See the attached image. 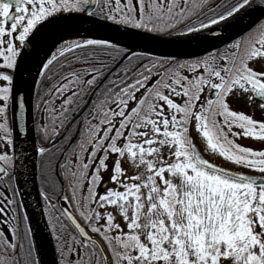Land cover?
Instances as JSON below:
<instances>
[{
	"label": "snow or ice",
	"instance_id": "obj_1",
	"mask_svg": "<svg viewBox=\"0 0 264 264\" xmlns=\"http://www.w3.org/2000/svg\"><path fill=\"white\" fill-rule=\"evenodd\" d=\"M252 12L264 16V0H0V146L14 149L17 124L26 133L21 66L49 28L95 18L144 39L191 44ZM39 63L36 83H49L35 108L51 148L36 151L50 155L56 183L62 178L71 193L63 200L72 210L63 208L54 228L55 264H264V116L234 107L264 113V19L202 55L61 38ZM193 128L234 168L205 158ZM13 159L0 152V179ZM14 203L0 192V222L11 233L0 229V264H40L34 244L25 252L18 243Z\"/></svg>",
	"mask_w": 264,
	"mask_h": 264
},
{
	"label": "water",
	"instance_id": "obj_2",
	"mask_svg": "<svg viewBox=\"0 0 264 264\" xmlns=\"http://www.w3.org/2000/svg\"><path fill=\"white\" fill-rule=\"evenodd\" d=\"M264 16H261L259 12H253L249 18H247L243 23H241L236 28L232 29L228 33L217 37L207 43H204L200 46H195L188 49H181L168 41L169 38H159V39H144L139 36L132 35L128 30L122 28L118 29L117 26L112 25L106 21H100L99 19L93 18V21L87 19L80 25H87L94 29L100 30L110 36L117 38L118 40H113L120 42L129 46L139 48L144 51H149L150 53L157 56H167L174 55L178 58H183L189 54L202 55L203 51L209 50L212 48H220L226 44H229L250 28H252L256 23H258ZM50 29V28H49ZM47 31V30H46ZM45 31V32H46ZM40 37H42L44 34ZM36 43V41H35ZM34 43V44H35ZM33 45H29L27 51H31ZM28 62V59L21 66V77L24 79L25 65ZM27 115V114H26ZM30 115V110H29ZM13 138L15 142L14 149L12 148L13 159V175L15 177V182L19 195L23 202V206L31 227L33 239L34 233L37 236L39 241V251L36 246V250L39 256L40 264H55L56 256L55 250L52 242L50 232L48 230L47 224L44 219V215L41 208L40 197L38 193V188L36 184L35 177V161L33 169V177H29V172L31 170V162L28 157H24L21 154V134L19 133L18 124L15 126V131L13 132ZM29 171V172H28ZM57 205L60 211L65 208L64 205L60 203V200H57ZM35 242V239H34ZM36 245V243H35Z\"/></svg>",
	"mask_w": 264,
	"mask_h": 264
},
{
	"label": "trees",
	"instance_id": "obj_3",
	"mask_svg": "<svg viewBox=\"0 0 264 264\" xmlns=\"http://www.w3.org/2000/svg\"><path fill=\"white\" fill-rule=\"evenodd\" d=\"M213 3H218L221 5H224L227 3V0H213ZM217 10L219 11L220 9H217ZM119 44L122 47H127V48L131 49L132 51H144V50H141L139 48L129 46L126 44H122V43H119ZM225 48H226V46L223 48H220V50H224ZM152 55H154V54H152ZM154 56H157V55H154ZM123 62L127 63L128 61L125 59ZM57 70H58V66H54L52 68V72H55ZM38 80H41L40 76H39ZM48 83H49V81L46 78L44 80V83H42V84L36 83L35 91H34V95H33V99H32V122H33L34 136H35V141H36L37 147L43 146V147L51 148V144L42 139L41 132L39 131V128H38V125L42 122L41 121V111L36 110V108H35V105L39 102L40 95L46 90ZM42 108H43V105H41V109ZM50 158L51 157L48 154H46L45 156L42 157L38 153V156L36 159V181H37V185H38V190H39V194H40L41 205L43 208L44 217H45L46 223L48 225L50 234L52 236V240H53L54 248H55V253H56L57 241L54 238V228L57 231L59 230V225L57 223V217L59 216V213H60V211L56 205V199L60 198L71 210H72V206L70 204H68L65 200H63V197L65 195H68V196L71 195V193L68 189L67 183L65 181H63L62 178L60 179V183H56L57 177H58L59 172H60L59 168L57 167L55 169V174H53L52 170L47 166V161ZM6 171H7L8 175L6 177H3L2 179H0V192L5 193V195L8 198H12L15 201V203L12 205V207L15 208L16 211L9 213V218H11L12 216L18 215V217H19V220H18L19 233H18V235L20 237V240H18V243L20 241L24 242L25 252H26L29 243L33 244L32 236L30 235L27 237V239H25L26 231L30 230L29 225H28L27 219H25L26 215H25V212L23 209V205H22V202H21L18 190H17L16 182H15L13 173L11 171V168L9 166H7ZM42 191L46 192L48 194V200H45L44 197L41 195ZM14 193H15V195H14ZM61 219H63V218H61ZM65 223H67V221H65ZM11 226L16 227L17 221L12 220ZM5 232H6V235H8L10 238L11 233H8L7 231H5ZM34 256H37L36 251L34 252ZM56 257H57V253H56Z\"/></svg>",
	"mask_w": 264,
	"mask_h": 264
},
{
	"label": "bare ground",
	"instance_id": "obj_4",
	"mask_svg": "<svg viewBox=\"0 0 264 264\" xmlns=\"http://www.w3.org/2000/svg\"><path fill=\"white\" fill-rule=\"evenodd\" d=\"M252 13H250L247 16H244L243 19H241L238 23H233L232 27L225 28L223 24L215 26V30L218 35L215 37H210L208 40L203 41L201 43L189 44L187 42V38L184 37H176V38L168 39V41L181 49H188L195 46H200L236 28L241 23H243L247 18H249ZM77 32L79 33L78 35ZM205 34L207 35V33ZM61 38L78 39V40L85 38H94V39L107 38V39L118 40L117 38L110 36L100 30L94 29L87 25L78 24L75 28L72 29H65L63 27H52L48 29L45 32V34L42 37H40L36 41V43L32 46V49L30 51V53H32V56L28 58V62L25 65V71H24V80L27 81V84L23 88V93L26 101L25 111L27 115H26V133L21 134V154L24 157H28L31 162V170L30 172L28 171L30 173L29 174L30 178H32L34 174L33 172L34 158L36 155V148L32 139L31 118L29 115L32 93L35 82L39 76L38 75V68L40 67L39 62L45 59L47 53H49L51 50H54L55 45L60 42ZM34 239L38 252L40 253L39 241L35 233H34Z\"/></svg>",
	"mask_w": 264,
	"mask_h": 264
},
{
	"label": "rangeland",
	"instance_id": "obj_5",
	"mask_svg": "<svg viewBox=\"0 0 264 264\" xmlns=\"http://www.w3.org/2000/svg\"><path fill=\"white\" fill-rule=\"evenodd\" d=\"M234 107H236L237 109H240V110H244L245 112H247L249 114L254 112L255 113L254 118H256V119H260V118H262V116H264V113H260L259 110L253 109L250 107H245L243 104L234 105ZM192 135L194 137L195 143L197 144V147L200 149L201 153L205 156V158L209 159L210 161H212L213 163H216L218 165H221V166H224L227 168H234L233 165L227 163L222 158H220L217 155L212 154L210 151H208L204 145L203 140L198 137V134L194 128L192 129ZM237 142L240 143L241 145L251 146V147L256 148V149L261 147V144L259 142H256L250 138H241ZM3 151H7L8 154L11 155V148L0 146V152H3ZM125 167H128V165L125 164ZM131 171L132 170L129 169L130 173H131ZM2 219L3 218L0 217V220H2ZM8 227H9V225L0 222V229L7 231Z\"/></svg>",
	"mask_w": 264,
	"mask_h": 264
}]
</instances>
